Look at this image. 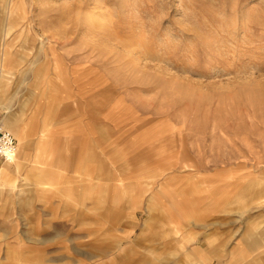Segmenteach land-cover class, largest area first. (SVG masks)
Here are the masks:
<instances>
[{"label": "rangeland", "instance_id": "rangeland-1", "mask_svg": "<svg viewBox=\"0 0 264 264\" xmlns=\"http://www.w3.org/2000/svg\"><path fill=\"white\" fill-rule=\"evenodd\" d=\"M1 101L0 264H264V0H0Z\"/></svg>", "mask_w": 264, "mask_h": 264}, {"label": "crops", "instance_id": "crops-1", "mask_svg": "<svg viewBox=\"0 0 264 264\" xmlns=\"http://www.w3.org/2000/svg\"><path fill=\"white\" fill-rule=\"evenodd\" d=\"M2 101L0 102V105L3 107L2 105ZM3 109V108H2ZM23 116H24V112L20 111L19 113L16 114H8L6 113L5 116L3 117L2 120V127L7 130L8 132H10L14 138H16L15 140H17L20 144V148L21 149V158L19 159V163L16 161V159L14 160L13 164L9 165V168L5 169V174L0 177V190L4 187H8V186H13L14 185V178H15V174L17 173V167L20 165H25L28 162V157L24 155L25 150L28 147H31L32 144L34 143V145H36V147L38 149H40V151L42 152H46L44 154H41V156H39L37 154V157L40 161L41 165H45V166H49L48 162V156L47 155V151H48V143L45 142L44 140L36 143L33 142L30 137L28 136V132H27V123L25 124V120H23ZM27 121V120H26ZM33 145V146H34ZM17 154V153H16ZM16 157V155H15ZM20 164V165H19ZM44 174H42L43 172H41V174L38 175L37 180L39 181V184L45 186L49 183L47 179V175L45 173V168L43 169ZM51 184V183H50Z\"/></svg>", "mask_w": 264, "mask_h": 264}, {"label": "built area", "instance_id": "built-area-1", "mask_svg": "<svg viewBox=\"0 0 264 264\" xmlns=\"http://www.w3.org/2000/svg\"><path fill=\"white\" fill-rule=\"evenodd\" d=\"M16 153L17 143L15 138L0 123V172L5 163H10L14 160Z\"/></svg>", "mask_w": 264, "mask_h": 264}, {"label": "bare ground", "instance_id": "bare-ground-1", "mask_svg": "<svg viewBox=\"0 0 264 264\" xmlns=\"http://www.w3.org/2000/svg\"><path fill=\"white\" fill-rule=\"evenodd\" d=\"M6 168H9V164L8 163H5L2 170H1V176H3L5 174V169Z\"/></svg>", "mask_w": 264, "mask_h": 264}]
</instances>
